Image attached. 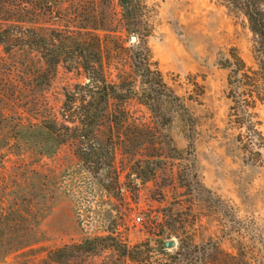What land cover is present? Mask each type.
<instances>
[{"label":"rangeland","instance_id":"1","mask_svg":"<svg viewBox=\"0 0 264 264\" xmlns=\"http://www.w3.org/2000/svg\"><path fill=\"white\" fill-rule=\"evenodd\" d=\"M140 3L135 32L126 30L117 0H65L43 11L48 21L65 17L99 35L100 75L116 85L106 115L114 112L122 122L110 130L108 119H101L87 137L95 148L99 142L106 147L99 162L110 168L98 172L78 155L81 137L56 145L45 131L31 129L15 140L10 124L0 125V139L9 138L0 149V196L20 197L26 201L19 205L23 213L31 207L39 219L35 251L27 258L42 264L48 250L106 230L134 245L160 229L176 245L186 235L195 242L213 239L212 264H264V69L259 36L246 15L251 4ZM253 3L264 17V0ZM144 41L163 82L178 97L164 128L143 104L147 98L131 59ZM29 56L18 50L8 56L0 46V58L20 68ZM66 67L58 65L41 90L21 82L13 111L24 121L61 122L65 93L89 80L81 67ZM110 258H116L113 250L105 249L85 263L108 264Z\"/></svg>","mask_w":264,"mask_h":264},{"label":"trees","instance_id":"2","mask_svg":"<svg viewBox=\"0 0 264 264\" xmlns=\"http://www.w3.org/2000/svg\"><path fill=\"white\" fill-rule=\"evenodd\" d=\"M63 1L65 0H1L0 46L3 52L9 56L18 50L30 56L28 60L18 62L21 68L17 63L0 58V125L6 126L9 123L10 131L13 130L11 136L15 140L19 135L23 136L24 131H32L31 129L45 131L55 139L56 145L81 137L78 139V155L84 163L95 164L93 170L88 166V171L98 172L110 168L109 164L99 162L106 147L99 142L100 146L95 148L93 143H88L87 137L96 133L99 122L103 121L101 119H108L110 130L120 126L122 120L114 112L106 115L109 100L116 93V85L107 83L100 75L98 34L87 32L90 27L70 25L65 17L58 16L52 21H48L45 16L41 17L46 15L43 12L45 8L57 7ZM117 1L126 30L135 32L142 14L140 0ZM250 4L246 15L251 30L259 36L263 50L260 67L264 69V17L253 5V0H248V5ZM86 35L88 38H83ZM136 49L131 59L141 80L142 94L147 98L143 104L154 115L156 125L164 128L172 121V117L167 114L178 97L163 82L159 69L151 61L146 42L139 43ZM60 64H66V68L81 67L88 76V82L83 85L76 84L74 91L65 93L59 113L61 122L55 117H43L36 122H31L30 119L24 121L21 113L13 111L24 89L20 83H24L31 90H41L49 85ZM179 108L186 111L182 103ZM120 112L123 111L120 109ZM8 140L9 138L0 139V149L9 145ZM19 200L20 197L9 194L0 196V264L33 263L30 256L35 251L32 246L36 244V225L39 219L31 211V207H27L26 214L23 213L19 205L26 201ZM31 202V199L28 200V203ZM154 222L150 221L152 225ZM170 237L160 229H152L146 238L134 245H128L115 231L106 230L101 235H93L79 242L48 250L42 264H87L85 259L89 255L105 249H112L116 256L110 258L108 264H212L214 261L216 242L213 239L195 242L186 235L178 239L175 248L168 250L164 248L163 242ZM8 255H15L19 259L7 261ZM28 255L30 256L27 258Z\"/></svg>","mask_w":264,"mask_h":264},{"label":"water","instance_id":"3","mask_svg":"<svg viewBox=\"0 0 264 264\" xmlns=\"http://www.w3.org/2000/svg\"><path fill=\"white\" fill-rule=\"evenodd\" d=\"M131 38H132V40H135V37L134 36H132ZM175 245H176V243H175V241L173 239L165 240L163 242V246L165 248H171V247H174Z\"/></svg>","mask_w":264,"mask_h":264},{"label":"built area","instance_id":"4","mask_svg":"<svg viewBox=\"0 0 264 264\" xmlns=\"http://www.w3.org/2000/svg\"><path fill=\"white\" fill-rule=\"evenodd\" d=\"M136 218H137V221H140V219H141L140 216H137Z\"/></svg>","mask_w":264,"mask_h":264}]
</instances>
